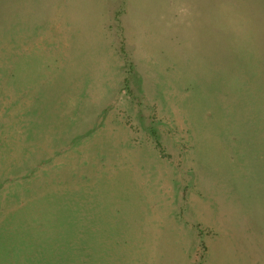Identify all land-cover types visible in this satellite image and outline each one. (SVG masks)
<instances>
[{
    "label": "rangeland",
    "instance_id": "obj_1",
    "mask_svg": "<svg viewBox=\"0 0 264 264\" xmlns=\"http://www.w3.org/2000/svg\"><path fill=\"white\" fill-rule=\"evenodd\" d=\"M0 264H264V0H0Z\"/></svg>",
    "mask_w": 264,
    "mask_h": 264
}]
</instances>
